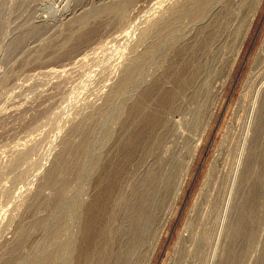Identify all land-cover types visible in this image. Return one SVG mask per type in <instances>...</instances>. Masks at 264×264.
I'll use <instances>...</instances> for the list:
<instances>
[{
  "label": "rangeland",
  "instance_id": "rangeland-1",
  "mask_svg": "<svg viewBox=\"0 0 264 264\" xmlns=\"http://www.w3.org/2000/svg\"><path fill=\"white\" fill-rule=\"evenodd\" d=\"M189 1L0 0V264H115L158 159L181 192L124 264H264V0Z\"/></svg>",
  "mask_w": 264,
  "mask_h": 264
},
{
  "label": "bare ground",
  "instance_id": "bare-ground-1",
  "mask_svg": "<svg viewBox=\"0 0 264 264\" xmlns=\"http://www.w3.org/2000/svg\"><path fill=\"white\" fill-rule=\"evenodd\" d=\"M191 4H189L190 6L192 5V7H194L195 11H197L198 13H201V11H203V9L208 6V2H210V0H190L189 1ZM251 3V2H250ZM258 3H259V0H258ZM257 3V4H258ZM229 4V3H228ZM255 4V3H254ZM259 5V4H258ZM254 6V5H253ZM256 7V6H255ZM258 7V6H257ZM193 9V8H192ZM231 9V8H230ZM209 11V10H208ZM220 11V10H219ZM234 11V10H233ZM179 12V10H177V13ZM180 12H182L180 10ZM179 12V13H180ZM232 12V11H231ZM197 14V13H196ZM180 15V14H179ZM195 15V14H194ZM193 15V16H194ZM0 16H1V19H2V14L0 12ZM4 16V15H3ZM196 16V15H195ZM221 16V15H220ZM176 18V16H175ZM174 18V19H175ZM232 18V17H231ZM40 19V18H39ZM42 20V19H41ZM172 20V19H171ZM231 20V19H230ZM2 21V20H1ZM223 21V19H222ZM67 22V21H66ZM208 22V21H207ZM69 24V23H68ZM73 24V23H72ZM210 25V24H209ZM216 25V24H215ZM217 26V25H216ZM4 27V26H3ZM213 27V26H212ZM215 27V26H214ZM213 27V28H214ZM69 28V27H68ZM80 28V27H79ZM57 29V28H56ZM215 29V28H214ZM212 30V29H211ZM225 30V29H224ZM58 31V30H57ZM71 31V30H70ZM222 31V30H221ZM220 31V32H221ZM247 33V32H246ZM54 34V33H53ZM67 34V33H66ZM213 36V35H212ZM60 38V37H59ZM63 38V37H62ZM205 39V38H204ZM219 39V38H218ZM216 40V39H215ZM216 42V41H215ZM85 51V50H84ZM144 54V53H143ZM149 54V53H148ZM30 56V55H29ZM31 57V56H30ZM81 57V56H80ZM194 57V56H193ZM23 59V58H22ZM31 60V59H30ZM141 60V59H140ZM195 60V59H194ZM74 62V61H73ZM79 62V61H78ZM192 64V63H191ZM195 64V63H194ZM193 65V64H192ZM191 65V66H192ZM203 65V64H202ZM27 66V65H26ZM29 67V66H28ZM196 67V66H195ZM128 69L126 70L127 72H131L127 78L132 76V72L134 71V66L133 65H129L127 67ZM194 69V68H193ZM197 69V68H196ZM47 70H50V69H47ZM126 72V73H127ZM34 73V72H33ZM191 75V74H190ZM124 81V79H123ZM110 99V98H109ZM111 100V99H110ZM108 102V101H107ZM113 102V101H112ZM109 103V102H108ZM105 106V105H104ZM102 107V106H101ZM108 107V106H107ZM99 110V109H98ZM104 110V109H103ZM102 111V110H101ZM103 112V111H102ZM88 116V115H87ZM91 116V115H90ZM94 116V115H93ZM86 118V117H85ZM99 118V117H98ZM90 119V118H89ZM94 119V118H93ZM83 121V120H82ZM96 122V121H95ZM78 123V122H77ZM82 123V122H81ZM85 124V123H84ZM92 124V123H91ZM78 128L80 127V123L77 124ZM85 126V125H83ZM73 127V126H72ZM87 127V126H86ZM85 127V128H86ZM76 128V127H75ZM84 128V127H83ZM84 128V129H85ZM89 128V127H88ZM74 130V129H73ZM72 130V131H73ZM76 131V130H75ZM79 131V130H78ZM85 131V130H84ZM104 132V131H103ZM86 135V134H85ZM89 137V136H88ZM94 137V136H93ZM86 138V137H85ZM89 139V138H88ZM66 140V139H65ZM87 140V139H85ZM87 142V141H86ZM69 145V144H68ZM72 145V144H71ZM86 147V146H84ZM25 149V148H24ZM24 151V150H23ZM62 152V151H61ZM23 153V152H22ZM26 153V151H25ZM58 153V152H57ZM92 153V152H91ZM62 154V153H61ZM60 154V155H61ZM82 154V153H81ZM24 156V155H23ZM77 156V155H76ZM119 156V155H118ZM61 157V156H60ZM66 157V156H64ZM152 157V156H151ZM97 158V157H96ZM162 158V157H161ZM21 161H24L26 159V156H24L23 158H20ZM58 159V158H57ZM65 159V158H64ZM175 159V158H174ZM177 159V158H176ZM90 160V158H89ZM159 160V159H158ZM154 163V165L151 166V171L147 174H145L146 176H144L145 178H143V181H141L139 183V186L135 187L136 189L130 194V196H128V198H125V203L123 204V212H125V216L123 218V221L121 222L120 226H119V230H117L119 232V242H118V245H117V249H116V258H114L116 261H115V264H124V263H127V260H129L131 257H132V254H135L134 250L136 249V246L137 244L141 243L140 239H142L143 237L142 236H147V234H145L146 232L149 231V229L151 228V221H153V215L155 214L154 213V209L156 206H158L157 204L162 201L161 198H163V194H164V189L165 187L167 188L168 186L172 185V181L171 182L169 181L170 180V168L168 167L167 164L164 163V159L163 160H160ZM173 160V159H171ZM170 160V161H171ZM18 161V162H19ZM60 161H61V158H60ZM63 161V160H62ZM175 160H173L174 162ZM25 162V161H24ZM67 162V161H66ZM172 162V161H171ZM65 163V162H64ZM170 163V162H169ZM176 163V162H175ZM174 163V164H175ZM58 164H59V161H58ZM97 164V163H96ZM99 164V163H98ZM91 165V164H90ZM167 165V167L165 168V166ZM173 165V164H172ZM55 166V164H54ZM62 166V165H61ZM57 167V166H56ZM108 167V166H107ZM179 167V166H178ZM62 168V167H61ZM51 169V168H50ZM65 169V168H64ZM93 169V168H92ZM134 170V169H133ZM149 170V169H148ZM52 171V170H51ZM58 171V169H57ZM91 171V170H90ZM112 171V170H111ZM53 172V171H52ZM61 172H63L61 170ZM89 172V171H88ZM101 172V171H100ZM104 172V171H103ZM147 172V171H145ZM144 173V172H143ZM183 173V172H182ZM50 174V173H49ZM56 174V173H54ZM64 174V173H63ZM51 175V174H50ZM49 175V176H50ZM53 175V174H52ZM59 175V174H58ZM87 175V174H86ZM135 175V174H134ZM91 176V175H90ZM141 176V177H142ZM263 176V174H262ZM53 177V176H52ZM264 177V176H263ZM51 178V177H50ZM63 179V178H62ZM182 179H184V175L181 177V179L178 181V183H176L174 186L175 188L173 187L174 189V192L172 193V201H176L177 198L179 197L180 195V192H181V188H182ZM258 179V178H257ZM261 179L262 177H260V181L259 183L261 182ZM55 180V179H54ZM57 180V179H56ZM178 180V179H177ZM263 180V179H262ZM175 181V180H174ZM257 181V182H258ZM91 182V181H90ZM114 182V181H113ZM55 183V182H54ZM58 183V182H57ZM61 183V182H60ZM123 183V182H122ZM132 185V184H131ZM138 185V184H137ZM62 186V185H61ZM64 186V185H63ZM60 187V186H59ZM134 188V187H132ZM118 189V188H117ZM168 189V188H167ZM53 190H56V189H53ZM132 190V189H131ZM62 191V190H61ZM119 191V190H118ZM169 191V190H168ZM171 191V190H170ZM63 192V191H62ZM126 192V191H125ZM264 192V191H263ZM114 193V192H113ZM126 193H124L125 195ZM168 195V194H166ZM35 196V195H34ZM123 196V195H122ZM36 197V196H35ZM42 197V196H41ZM46 197V196H45ZM44 197V198H45ZM53 197V196H52ZM59 197V196H58ZM168 197V196H167ZM47 198V197H46ZM51 198V197H50ZM54 199V198H53ZM164 199V198H163ZM33 200V199H32ZM37 200V199H36ZM40 200V199H39ZM48 200V199H47ZM105 200V199H104ZM43 201V200H42ZM50 202V201H49ZM119 202V201H118ZM46 203V202H45ZM173 203V202H172ZM163 204V202L161 203ZM33 205V204H32ZM108 205V204H107ZM173 205V204H172ZM38 207V206H37ZM159 207V206H158ZM162 207V206H161ZM165 207V206H164ZM168 207V206H167ZM166 207V208H167ZM241 207V206H240ZM250 207V206H249ZM33 208V207H32ZM172 208V206H171ZM245 208V206H244ZM106 209V208H105ZM165 209V208H164ZM251 209V208H250ZM253 209V208H252ZM170 210V209H169ZM157 211V210H156ZM244 211V210H243ZM252 211V210H251ZM159 212V210H158ZM161 212V211H160ZM249 213H245L243 212L242 214H240V217L239 219L236 221L235 223V228H234V231L235 233H239L241 234V232H245L247 235H248V239H249V236L251 238V230H252V217L254 214H252L250 212V210L248 211ZM109 213V212H108ZM111 214V213H110ZM123 215V214H122ZM164 217V216H163ZM99 218V217H98ZM122 218V216H121ZM155 218V217H154ZM169 219V218H168ZM257 219V218H256ZM160 220V219H159ZM244 221V222H242ZM104 222V221H103ZM115 222V221H114ZM92 223V222H91ZM159 224V223H158ZM114 225V224H113ZM249 225V226H248ZM103 226V225H101ZM248 226V227H247ZM251 226V228H250ZM256 226V225H254ZM100 227V226H99ZM247 227V228H246ZM21 228V227H20ZM246 228V229H245ZM118 229V228H117ZM17 230V229H16ZM111 230V229H110ZM113 230V228H112ZM154 230V229H153ZM151 231V230H150ZM161 231V230H160ZM21 232H22V235L25 234L24 232V229L21 228ZM20 232V234H21ZM154 232V231H153ZM111 233V232H110ZM150 233V232H148ZM19 234V233H18ZM116 234V233H115ZM16 236V235H15ZM27 236V235H25ZM115 236V235H114ZM18 237H21V236H18ZM142 237V238H141ZM112 237H110L109 239H111ZM146 238V237H145ZM246 238V240H247ZM7 240V239H5ZM15 240V239H14ZM17 240V239H16ZM112 240V239H111ZM143 240V239H142ZM252 240V239H251ZM19 241V239H18ZM115 241V240H114ZM151 241V240H150ZM5 242V241H4ZM8 242H10L8 240ZM139 242V243H138ZM146 242V241H145ZM13 243V242H12ZM12 243H7L6 245L10 244L9 247L14 245H12ZM15 244L17 243L14 242ZM19 243V242H18ZM111 243V242H109ZM151 243V242H150ZM234 243V242H233ZM58 244V243H57ZM100 245V244H99ZM108 245V244H107ZM140 245V244H139ZM143 245V244H142ZM15 246V245H14ZM59 247V246H58ZM241 247V246H240ZM11 248H6V251H8L7 249H11ZM152 248V247H151ZM155 248V247H154ZM59 249V248H58ZM62 249V248H61ZM94 249V248H93ZM106 249V248H105ZM113 249V248H112ZM139 249H141L139 247ZM240 249V248H239ZM155 250V249H154ZM2 251V250H1ZM95 251V250H94ZM112 251V250H111ZM136 253L139 251L135 250ZM153 251V250H152ZM9 252V251H8ZM11 252V251H10ZM15 252V251H14ZM97 252V251H96ZM106 253V252H105ZM139 253V252H138ZM148 253V252H147ZM244 253V252H243ZM2 254V252H1ZM0 254V255H1ZM5 254V253H4ZM13 254V253H12ZM113 254V253H112ZM3 255V254H2ZM96 255V254H95ZM99 255V254H98ZM151 255V254H150ZM57 256V255H56ZM91 256V255H90ZM106 256V255H105ZM4 257V255H3ZM46 257V256H45ZM89 257V256H88ZM136 257V255H135ZM150 257V256H149ZM52 258V257H51ZM134 258V257H132ZM131 258V259H132ZM244 258V257H243ZM86 259V258H85ZM89 259V258H88ZM92 259V258H91ZM236 259V258H235ZM44 260V259H43ZM90 260V259H89ZM110 260V258H109ZM134 260V259H133ZM151 260V259H150ZM231 260V258H230ZM97 261V260H96ZM229 261V260H228ZM133 262V261H132ZM137 262V261H136ZM229 263V262H228ZM234 263V262H233ZM2 264V263H1ZM4 264V263H3ZM61 264V263H60ZM89 264V263H88ZM128 264H130L128 262ZM132 264V263H131ZM134 264V263H133Z\"/></svg>",
  "mask_w": 264,
  "mask_h": 264
}]
</instances>
